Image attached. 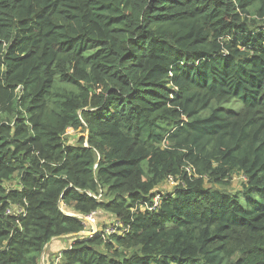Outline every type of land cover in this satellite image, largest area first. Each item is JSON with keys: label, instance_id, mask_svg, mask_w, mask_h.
Returning <instances> with one entry per match:
<instances>
[{"label": "trees", "instance_id": "16d2710c", "mask_svg": "<svg viewBox=\"0 0 264 264\" xmlns=\"http://www.w3.org/2000/svg\"><path fill=\"white\" fill-rule=\"evenodd\" d=\"M44 257L264 264V0H0V264Z\"/></svg>", "mask_w": 264, "mask_h": 264}, {"label": "rangeland", "instance_id": "374dc122", "mask_svg": "<svg viewBox=\"0 0 264 264\" xmlns=\"http://www.w3.org/2000/svg\"><path fill=\"white\" fill-rule=\"evenodd\" d=\"M68 134L70 135L69 137L72 138L75 135V132L73 130H69ZM71 141L75 142L76 139L75 140L72 139ZM241 181H242V179L240 177H234V181L232 183L234 190L239 188ZM172 189H174V188H172ZM102 213H101V215H102ZM103 215H104V216H102L103 218L101 217L102 220L98 221V228H100L99 227L100 221H101V224L106 223L107 225H110L113 222L114 217L109 216L107 213H104ZM73 240H74V238L60 239L57 241L55 240V242H52V244L50 246V250L48 252V255L51 256L53 259L57 258L60 251L64 248L68 247L73 242Z\"/></svg>", "mask_w": 264, "mask_h": 264}, {"label": "built area", "instance_id": "2783aa9c", "mask_svg": "<svg viewBox=\"0 0 264 264\" xmlns=\"http://www.w3.org/2000/svg\"><path fill=\"white\" fill-rule=\"evenodd\" d=\"M186 171L189 173V174H192L193 172V168H191V166H188L186 167ZM168 184L174 188L175 186H177L179 183L176 182V180L174 178H170L169 181H168ZM159 204V195H157L155 197V205L154 207L156 208ZM153 207V208H154ZM87 221V225H88V228L82 232L80 235L82 236H89V237H94L98 234V227H97V221H96V217H95V213H93L92 215H90L89 217H87L86 219ZM116 232V229L115 228H109L107 230V233L108 234H112V233H115Z\"/></svg>", "mask_w": 264, "mask_h": 264}, {"label": "water", "instance_id": "95a60500", "mask_svg": "<svg viewBox=\"0 0 264 264\" xmlns=\"http://www.w3.org/2000/svg\"><path fill=\"white\" fill-rule=\"evenodd\" d=\"M79 235H80V234H79ZM49 244H50V243H49ZM49 244H48V245H49ZM47 247H48V246H47ZM47 247H46V249H45L44 253L47 251ZM43 260H44V258L42 259V262H43Z\"/></svg>", "mask_w": 264, "mask_h": 264}, {"label": "crops", "instance_id": "0c3cea01", "mask_svg": "<svg viewBox=\"0 0 264 264\" xmlns=\"http://www.w3.org/2000/svg\"><path fill=\"white\" fill-rule=\"evenodd\" d=\"M44 259H45V257H44ZM42 264H44V261L42 262Z\"/></svg>", "mask_w": 264, "mask_h": 264}]
</instances>
